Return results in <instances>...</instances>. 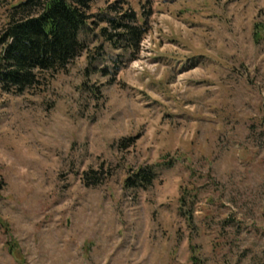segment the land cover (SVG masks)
<instances>
[{
  "label": "rangeland",
  "instance_id": "1",
  "mask_svg": "<svg viewBox=\"0 0 264 264\" xmlns=\"http://www.w3.org/2000/svg\"><path fill=\"white\" fill-rule=\"evenodd\" d=\"M127 1L138 51L90 22L67 70L0 89V264H264V0Z\"/></svg>",
  "mask_w": 264,
  "mask_h": 264
},
{
  "label": "trees",
  "instance_id": "2",
  "mask_svg": "<svg viewBox=\"0 0 264 264\" xmlns=\"http://www.w3.org/2000/svg\"><path fill=\"white\" fill-rule=\"evenodd\" d=\"M97 1L26 0L10 6L8 22L0 37L3 47L0 54V89L23 95L41 84L43 74L67 70L87 48L80 35L89 28L90 22L105 24L101 35L114 48L138 51L148 32L147 22H141L127 0H116L105 11L93 13ZM97 175L94 170L86 173L88 186L101 184L102 180ZM155 178L152 168L141 167L127 178L125 188H148ZM187 195L190 197L184 190L181 196L184 204ZM192 202L194 200L191 205ZM189 209L181 214L191 224L193 214L191 207ZM190 251L193 264H204L197 245L191 244ZM13 254L21 256L17 248H13Z\"/></svg>",
  "mask_w": 264,
  "mask_h": 264
}]
</instances>
